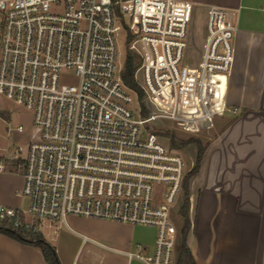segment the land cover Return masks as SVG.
<instances>
[{
  "label": "built area",
  "instance_id": "1",
  "mask_svg": "<svg viewBox=\"0 0 264 264\" xmlns=\"http://www.w3.org/2000/svg\"><path fill=\"white\" fill-rule=\"evenodd\" d=\"M237 29L232 10L183 0H0V96L33 120L28 130L3 119L0 173L20 174L25 204L0 203V219L34 231L70 216L155 227L153 247L113 251L127 264H176L187 161L149 126L199 133L238 112L227 100ZM122 30L141 94L122 77Z\"/></svg>",
  "mask_w": 264,
  "mask_h": 264
},
{
  "label": "crops",
  "instance_id": "2",
  "mask_svg": "<svg viewBox=\"0 0 264 264\" xmlns=\"http://www.w3.org/2000/svg\"><path fill=\"white\" fill-rule=\"evenodd\" d=\"M183 1L232 10L238 26L227 93L229 105L238 112L217 115L208 129L210 141L189 185L192 226L187 243L197 264H264V0ZM4 177L0 173V180ZM22 202L0 194L1 204L19 207ZM73 217L107 230L80 234L70 264H109L103 253L81 251L87 241L124 252L135 250L137 243L153 242L138 239V225L79 216L68 220ZM47 226L51 224L43 223L42 233ZM0 264L49 263L38 246L0 232Z\"/></svg>",
  "mask_w": 264,
  "mask_h": 264
},
{
  "label": "rangeland",
  "instance_id": "3",
  "mask_svg": "<svg viewBox=\"0 0 264 264\" xmlns=\"http://www.w3.org/2000/svg\"><path fill=\"white\" fill-rule=\"evenodd\" d=\"M201 29H202V20L200 17L196 16L194 17L192 23H191V31L193 33V45L197 46L200 43L201 39ZM119 48L121 51V61L124 62L126 59V33L125 31H121L119 35ZM133 101H134V108L138 111L143 108L142 103H140L139 98L133 94ZM6 110V111H4ZM143 116H147V112L143 110ZM0 144H2L4 140V135L6 134V123L3 121H13V124L17 123H23L28 130L31 129L33 120H32V114L22 107H17L11 100L0 96ZM149 129H151L154 132H157L162 136L163 139L171 143L172 145V137H174L179 143V147L177 148L182 155L185 157L187 161V173L186 177L183 183V187L180 191L178 203L176 207L172 211V216L175 224L177 225L179 229L178 234V243H177V249H176V263L179 258V246L181 243L182 238V228L184 226V220L180 215V209L185 201L186 198V190H185V184L188 175L193 170V168L196 165L197 162V155H198V143L196 141H190L192 139H198L201 142L202 146H206L210 141V130H204L199 133H192L187 132L176 125H174L171 122H160L156 121L151 123L149 126ZM173 146V145H172ZM4 174L5 177L3 180H0V194L1 196L5 197L6 199H12L13 201H20V199L16 196V189H18L21 186V180H20V174L17 173L16 170L11 169ZM193 177V176H192ZM188 180V184L190 185L191 179ZM190 192V189H189ZM25 204V200L22 202ZM69 228L68 226L61 225L59 228H57L55 225H51L50 227L44 228V237L48 238L53 242V246L56 249L57 255L59 257V260L61 264H70L71 260L73 259L77 249L79 248L78 242L80 240V234H88L90 236L94 235L93 230H98V228H101L103 232L106 229L105 225L100 227L99 224H95L93 222L86 221L85 219H78L76 217L70 218L68 220ZM141 226L138 228L137 232L139 235V238H142L143 240H150L153 242L148 243L149 247H153L155 237L157 234V229L155 227H148V226ZM103 241H105L103 239ZM106 243V242H104ZM144 243V242H143ZM107 245V244H105ZM81 251L83 253L90 252V251H96L98 253H103V257H106L109 264H126V259L123 255L112 251L108 249L106 246H103V249L95 246L91 241H87L83 248H81ZM108 257V258H107ZM141 264L140 261H134L131 264Z\"/></svg>",
  "mask_w": 264,
  "mask_h": 264
},
{
  "label": "trees",
  "instance_id": "4",
  "mask_svg": "<svg viewBox=\"0 0 264 264\" xmlns=\"http://www.w3.org/2000/svg\"><path fill=\"white\" fill-rule=\"evenodd\" d=\"M137 65L138 59L136 55L132 51L128 50L122 70V77L124 82L128 86L137 90L141 94L140 87L134 77ZM145 112L148 113V111L146 110ZM190 141H196L198 143V155L196 165L188 175L185 184L186 198L180 209V215L184 220V226L182 228V238L179 246V258L176 264H197L187 243V237L192 226V222L189 216L190 192L188 180L190 179V177L197 174L208 144L206 146H202L201 142L198 139H192ZM172 145L173 147H179L180 143L174 137H172ZM0 232L16 239L21 243L38 246L39 248H41L44 257L49 264H61L55 247L44 237L41 231H34L32 229L28 230L23 227H16L14 226L11 219H0Z\"/></svg>",
  "mask_w": 264,
  "mask_h": 264
}]
</instances>
